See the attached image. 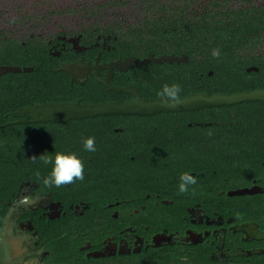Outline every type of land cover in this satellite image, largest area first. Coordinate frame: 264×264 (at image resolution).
Wrapping results in <instances>:
<instances>
[{
  "label": "flooded vegetation",
  "instance_id": "af4514ba",
  "mask_svg": "<svg viewBox=\"0 0 264 264\" xmlns=\"http://www.w3.org/2000/svg\"><path fill=\"white\" fill-rule=\"evenodd\" d=\"M173 2H143L134 24L120 29L90 22L87 7L78 24L44 16L15 25L51 29L0 30L2 65L33 68L19 82H0V129L37 132L24 162L0 164V264H264V102L114 121L55 122L32 110L127 101L133 92L154 99L172 83L188 95L204 82L187 64L217 47L255 61L246 72L257 75L244 82L264 83V0ZM206 38L215 45L205 46ZM170 56L188 61L124 63ZM68 64L86 68L70 74L61 70ZM87 137L95 152L84 150ZM56 152L84 162L82 182L43 184L52 165L31 157ZM184 172L197 184L181 194Z\"/></svg>",
  "mask_w": 264,
  "mask_h": 264
},
{
  "label": "water",
  "instance_id": "95a60500",
  "mask_svg": "<svg viewBox=\"0 0 264 264\" xmlns=\"http://www.w3.org/2000/svg\"><path fill=\"white\" fill-rule=\"evenodd\" d=\"M165 61L168 63L188 61V57L176 58L174 56L154 58L149 57L145 60L129 59L124 62L126 65L136 66L148 63H159ZM121 63L114 65L119 68ZM86 68L82 64L65 65L61 70L70 74L81 72ZM33 71L30 67H20L13 65H0V77L7 74H19ZM135 97L127 101H109L103 103H80V102H64L48 104L45 106H37L33 108V112L43 115L44 120L55 122H67L73 119H86L102 116H127V115H143L150 116L157 113H175L183 111H193L205 108L229 107L232 105L250 102H264V88H258L252 91L245 90L242 92L226 93V92H197L185 96H181V103L176 107L166 106L163 101L158 98L147 99L133 92Z\"/></svg>",
  "mask_w": 264,
  "mask_h": 264
},
{
  "label": "trees",
  "instance_id": "16d2710c",
  "mask_svg": "<svg viewBox=\"0 0 264 264\" xmlns=\"http://www.w3.org/2000/svg\"><path fill=\"white\" fill-rule=\"evenodd\" d=\"M208 23V22H207ZM192 32H190L193 40L195 41L196 46H200L202 41L200 40L199 33L197 32L198 27L190 26ZM199 36V37H198ZM198 40V41H197ZM205 46L210 48L215 44L209 42V38L205 39ZM255 61H250L244 58L237 57H226L222 56L219 59L214 58L213 56H206L205 58H191L190 62L187 64L188 67L194 68L190 73H195V75L200 78L202 76L201 82H204V86H195L189 88L185 94H191L196 92H226V93H235L242 92L245 90H255L258 88L264 87V83H257L256 85H247L245 81V76H256L257 73L247 74L246 68ZM5 64L0 61V65ZM213 75H209L210 73ZM24 74V73H23ZM23 74H7L0 77V82L5 84H10L13 82H19L20 80L17 77ZM255 78V77H254ZM196 79V78H195ZM84 99L82 102H86ZM97 102V101H94ZM7 108V107H6ZM12 109V108H9ZM8 110V108H7ZM11 111V110H10ZM9 112V111H7ZM0 114H5L2 111L0 106ZM120 118L118 116H106L101 117V119L116 120ZM1 121V117H0ZM1 123V122H0ZM37 132L32 129L21 127H4L0 129V164L5 162L10 164L12 167H18L24 159H22V153L27 151V147L37 144ZM4 193V192H3ZM6 193V192H5ZM7 194V193H6ZM8 195V194H7Z\"/></svg>",
  "mask_w": 264,
  "mask_h": 264
},
{
  "label": "rangeland",
  "instance_id": "374dc122",
  "mask_svg": "<svg viewBox=\"0 0 264 264\" xmlns=\"http://www.w3.org/2000/svg\"><path fill=\"white\" fill-rule=\"evenodd\" d=\"M155 1L158 4H169L172 0H0V30L7 32H24L31 27L15 25L16 19H27L26 26L38 23L40 18L46 16L49 19L70 18L74 23L85 19L86 8L90 22H98L101 25L108 24L115 28H126L130 23L134 24L136 9L143 2ZM182 0H175L173 5H178ZM199 0H190L197 3ZM202 2L210 0H200ZM73 9V10H72ZM8 19V22H5ZM6 23V24H5ZM11 24V25H10ZM51 27H32L34 31ZM54 28V27H52ZM33 31V32H34Z\"/></svg>",
  "mask_w": 264,
  "mask_h": 264
},
{
  "label": "clouds",
  "instance_id": "9594fccd",
  "mask_svg": "<svg viewBox=\"0 0 264 264\" xmlns=\"http://www.w3.org/2000/svg\"><path fill=\"white\" fill-rule=\"evenodd\" d=\"M212 56L216 59L221 57V50L217 48L212 49ZM181 93L182 87L178 83L165 84L162 86L161 90L157 92V96L163 101L166 106L176 107L181 103ZM212 133L209 132V136ZM83 147L85 151L95 152V138L87 137L83 140ZM33 162L39 159L43 165H52L50 173L43 177V184L46 187L60 188L65 185L73 184L76 181H83L85 179V165L84 162L75 153H64L56 152L54 157L41 154L39 157H31ZM180 183L178 185V190L181 194H186L189 192L191 186L197 184L196 177L192 176L188 172H184L179 177ZM194 191L195 189L192 188Z\"/></svg>",
  "mask_w": 264,
  "mask_h": 264
}]
</instances>
